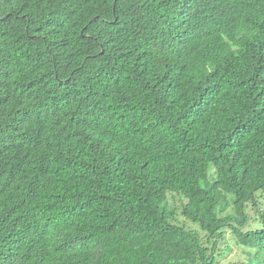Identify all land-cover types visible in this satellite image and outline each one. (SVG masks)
I'll list each match as a JSON object with an SVG mask.
<instances>
[{"label": "trees", "instance_id": "16d2710c", "mask_svg": "<svg viewBox=\"0 0 264 264\" xmlns=\"http://www.w3.org/2000/svg\"><path fill=\"white\" fill-rule=\"evenodd\" d=\"M225 231L264 264V0H0V264H217Z\"/></svg>", "mask_w": 264, "mask_h": 264}, {"label": "rangeland", "instance_id": "374dc122", "mask_svg": "<svg viewBox=\"0 0 264 264\" xmlns=\"http://www.w3.org/2000/svg\"><path fill=\"white\" fill-rule=\"evenodd\" d=\"M182 219L183 218L180 217V220ZM219 248L220 250L218 253L223 250L225 255L223 257H219L217 264H235L243 256V253H240L239 251L241 250L240 247L236 245L234 238L228 231H225L222 238H219L218 249Z\"/></svg>", "mask_w": 264, "mask_h": 264}]
</instances>
